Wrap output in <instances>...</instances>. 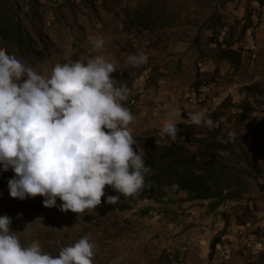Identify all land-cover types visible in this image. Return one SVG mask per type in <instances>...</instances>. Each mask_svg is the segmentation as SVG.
<instances>
[{
    "label": "rangeland",
    "instance_id": "374dc122",
    "mask_svg": "<svg viewBox=\"0 0 264 264\" xmlns=\"http://www.w3.org/2000/svg\"><path fill=\"white\" fill-rule=\"evenodd\" d=\"M138 15L145 17L141 27L131 22ZM244 25L251 26L240 36ZM98 34L105 40L98 54L116 67L117 85L129 89L134 148L157 160V177L170 175L164 156L172 143L197 173L211 151L214 179L207 183L218 196L163 197L167 184L160 182L154 192L145 185L125 197L106 186L95 209L61 212L59 199L48 208L41 196L12 198L9 169L0 170V215L12 219L22 244L38 240L52 255L87 236L93 264H264V0H0V50L39 71L88 55ZM226 37L235 45L223 52ZM138 53L146 63H126ZM194 110L213 128L194 125ZM167 122L190 135L170 139L162 132ZM183 172L176 164L175 174ZM108 195L118 196L116 204ZM228 216L231 225L211 255ZM241 219L248 222L239 225ZM228 235L245 241L236 248Z\"/></svg>",
    "mask_w": 264,
    "mask_h": 264
},
{
    "label": "clouds",
    "instance_id": "9594fccd",
    "mask_svg": "<svg viewBox=\"0 0 264 264\" xmlns=\"http://www.w3.org/2000/svg\"><path fill=\"white\" fill-rule=\"evenodd\" d=\"M104 44L98 34L90 40L88 55L57 62L50 72L0 50V170L14 173L8 180L12 198L41 196L48 208L59 199L61 212L78 214L100 205L106 186L125 197L145 187L152 169L143 151L134 148L128 130L134 116L124 104L129 89L117 85L116 67L98 54ZM146 62L143 53L126 58L133 67ZM188 116L198 127L214 126L202 110ZM179 131L175 122L162 127L172 140ZM169 187L178 185L165 190ZM117 200V195L106 197L108 204ZM11 224L8 215H0V264H93L95 244L87 236L52 255L38 240L22 244Z\"/></svg>",
    "mask_w": 264,
    "mask_h": 264
},
{
    "label": "trees",
    "instance_id": "16d2710c",
    "mask_svg": "<svg viewBox=\"0 0 264 264\" xmlns=\"http://www.w3.org/2000/svg\"><path fill=\"white\" fill-rule=\"evenodd\" d=\"M143 16H137L134 20H132V24L134 26L141 27L144 24ZM252 25V24H251ZM251 25H244L242 27V31L240 36H244ZM19 38V37H18ZM235 43L232 39H228L227 37L220 43V46L223 47V52L230 51L233 49ZM230 57V56H229ZM180 136H189V133H182V131L178 132ZM222 145H218L217 149L222 150ZM209 159L206 163L201 165V173H197L194 168H192V160L189 157L183 156L182 151L177 148V145L174 143L171 144V147L166 151V155L164 156V160L169 159V172L168 177H157L156 172H161L160 169L157 168L158 162L157 160L153 159L152 157H144L146 165H149L152 169V174L146 177V186L149 191L155 190V185L159 184L160 182L165 183V186H171L172 184H177L178 188L172 190L170 187L168 190H165L164 187H160V193L163 197H173L178 196L182 191L188 192V198L190 200H195L198 198H211L218 196L215 194L210 185L207 183V180L213 181L214 175L211 173L210 168L207 166L215 162L216 158L212 156V152H209ZM216 156V155H215ZM176 164H182L184 167V172L178 175L175 174L176 171ZM237 219H240L237 216ZM224 229L217 234L210 243V254L213 255L217 250V247L221 244L222 237L226 234L228 227L231 225V217H227L225 221ZM238 222V221H237ZM248 222V219H241L239 220V225H245Z\"/></svg>",
    "mask_w": 264,
    "mask_h": 264
},
{
    "label": "crops",
    "instance_id": "0c3cea01",
    "mask_svg": "<svg viewBox=\"0 0 264 264\" xmlns=\"http://www.w3.org/2000/svg\"><path fill=\"white\" fill-rule=\"evenodd\" d=\"M241 230H242V228H241ZM226 237L231 238V240H233V241H231L233 243L232 246H235L236 248L239 247V241H241V242H244L245 241V238L244 237H241L240 239L239 238H236L235 236H232V235H228ZM259 243H261V246L262 247L261 246H257V248L258 247H261L260 248L261 250H262V248L264 249V237L261 238V241Z\"/></svg>",
    "mask_w": 264,
    "mask_h": 264
},
{
    "label": "bare ground",
    "instance_id": "6f19581e",
    "mask_svg": "<svg viewBox=\"0 0 264 264\" xmlns=\"http://www.w3.org/2000/svg\"><path fill=\"white\" fill-rule=\"evenodd\" d=\"M192 216H194V215H192ZM195 217V216H194Z\"/></svg>",
    "mask_w": 264,
    "mask_h": 264
}]
</instances>
